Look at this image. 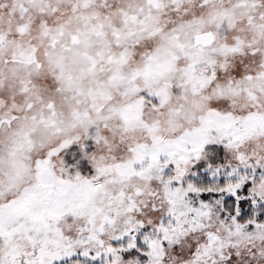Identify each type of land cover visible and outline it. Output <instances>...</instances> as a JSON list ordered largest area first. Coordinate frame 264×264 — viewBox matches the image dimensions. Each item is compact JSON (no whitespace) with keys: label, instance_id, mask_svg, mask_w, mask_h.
<instances>
[{"label":"snow or ice","instance_id":"6c2138e0","mask_svg":"<svg viewBox=\"0 0 264 264\" xmlns=\"http://www.w3.org/2000/svg\"><path fill=\"white\" fill-rule=\"evenodd\" d=\"M0 264H264V0H0Z\"/></svg>","mask_w":264,"mask_h":264}]
</instances>
